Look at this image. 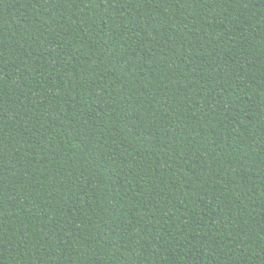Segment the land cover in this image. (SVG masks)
<instances>
[{"label":"trees","instance_id":"obj_1","mask_svg":"<svg viewBox=\"0 0 264 264\" xmlns=\"http://www.w3.org/2000/svg\"><path fill=\"white\" fill-rule=\"evenodd\" d=\"M0 264H264V0H0Z\"/></svg>","mask_w":264,"mask_h":264}]
</instances>
